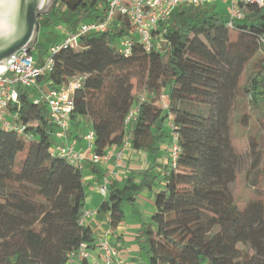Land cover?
Listing matches in <instances>:
<instances>
[{
	"label": "trees",
	"instance_id": "trees-1",
	"mask_svg": "<svg viewBox=\"0 0 264 264\" xmlns=\"http://www.w3.org/2000/svg\"><path fill=\"white\" fill-rule=\"evenodd\" d=\"M206 7L179 5L148 50L118 15L107 30L82 35L77 47L52 54L51 68L37 80L56 90L80 79L68 131L81 134L88 122L94 155H105L126 136L132 149L157 154L162 121L169 119L177 137L175 167L166 164L150 220L137 231L147 264H264V197L236 204L231 185L242 157L230 133L256 119V133L247 136L246 173L263 179L264 4L237 2L240 18L210 14ZM60 8L67 33L105 17L103 0H54L45 16ZM125 39L129 53L121 50ZM17 90L18 102L5 115L11 126H0V264H68L80 245L92 254L101 242L87 220L80 224L82 168L56 150L63 141L54 136L46 103L36 101L33 90ZM146 175L141 183L107 186L96 214L111 229L124 220L122 204L132 205L151 188L155 177Z\"/></svg>",
	"mask_w": 264,
	"mask_h": 264
},
{
	"label": "built area",
	"instance_id": "built-area-1",
	"mask_svg": "<svg viewBox=\"0 0 264 264\" xmlns=\"http://www.w3.org/2000/svg\"><path fill=\"white\" fill-rule=\"evenodd\" d=\"M105 7V17L101 22L82 23L74 31L67 33L64 42L60 46H52L49 48L51 56L61 47H77L80 36L93 31L107 30L116 16L120 15L128 19L131 32L138 36L144 48H151L153 40L159 39L161 33L157 34L161 23H164L174 9L179 5L187 4L192 6H203L214 3L216 0H103ZM255 3L263 6V0H231L230 16L231 18H240L241 15L237 10V2ZM121 50L129 53L131 43L125 39L120 42ZM49 56L42 65H36L31 55L26 51H19L12 55L4 65H0V126L10 127L11 122L5 118L7 109L13 103L18 102V87L36 88L38 92V100L45 102L48 107L49 117L56 124L55 138L62 140L56 150L60 155L65 157L70 163L82 168L83 156L77 154L71 147L64 144L67 143V131L69 126V115L73 108L72 95L74 90L80 87V79L71 81L68 85L54 90L42 89L37 86V80L48 72L52 65V59ZM37 100V101H38ZM143 96L140 97V102ZM138 109L129 112L125 123L130 124L136 117ZM94 133L87 135L88 140H92ZM172 153L174 158L170 166L175 167V158L178 153L177 137L173 135ZM99 192L106 196V186H101ZM93 215L92 211L84 212L80 224L85 223L87 218ZM100 260L96 259L92 254L86 251L85 246L80 245L79 250L75 254L69 255L68 264H80L84 259L91 261L92 264H112V260L117 257V251L110 246L105 240L99 244Z\"/></svg>",
	"mask_w": 264,
	"mask_h": 264
},
{
	"label": "rangeland",
	"instance_id": "rangeland-1",
	"mask_svg": "<svg viewBox=\"0 0 264 264\" xmlns=\"http://www.w3.org/2000/svg\"><path fill=\"white\" fill-rule=\"evenodd\" d=\"M105 4V3H104ZM182 5H186V4H182ZM204 6H207L206 9L208 11V13H218L219 15H223V16H230V4L227 3V1L225 0H216L215 3H210V4H206ZM106 7V5H105ZM63 8H60L59 12H57L54 16H45V15H41L39 16V21L41 23V25L38 26V30H37V36H36V41L32 47L31 50V57L33 59L34 63H39V61H41V63L45 64L47 58L49 56H51L50 50L49 48L53 45V44H57V45H62L64 42V39L67 35V29H68V24L64 21L61 20V17L63 16ZM46 20H48L46 22ZM82 23H89V22H81L77 25H75V28H78L80 26V24ZM40 63V64H41ZM45 74V73H44ZM37 86H40V84L38 83ZM33 88H30L29 91H32ZM144 98V95H143ZM164 99V103H165ZM165 106V104H164ZM253 112V111H252ZM257 114V113H256ZM9 119V116H7ZM261 117V116H259ZM12 119V118H11ZM263 119V118H261ZM162 131L164 133V138L163 141L159 144V149L157 154H155L154 152H149V154L147 153V155L149 156L148 158L150 159L149 164L147 166V168L144 170L140 169V171H143L144 174L147 173V171H151V176L154 177L157 173L154 172L152 169H150L152 167L153 161L155 159V157H157L158 155L160 156V158L163 156L164 158V164H171L174 155L172 153V145H173V131H172V126L170 124V121L168 118H165L162 121ZM85 132L81 133V138L82 141L84 142V144H86L85 146L87 148H89L91 150V155L89 157V161L94 164V165H98L100 166V169L102 171V169L105 168V165L108 164L110 161L109 160H113L112 162V167L111 168V172H113V175H116V173L120 170H122V168H126V164L128 163V169H131V172H133L132 165L130 166V162L128 159V154H129V147L126 148L127 146H130V142L128 139V136H126L123 139V143H121L120 145L124 144V146H122V150L119 152H111L109 153L108 150L105 153V155L103 156H98V155H94L92 152V143H93V139L90 141L87 138V135L91 132V129L87 126V125H83ZM258 129V123L256 124V119H253L248 126H244V127H238L236 129H230V133L231 134V139L234 143V145L237 147V149L239 150L240 156L242 157V161L241 164L238 168V172L236 174V178L235 181L233 182V184L231 185V191L233 192L234 195V199L236 201V204H238L240 207H243V205L251 200L254 199L255 197H264V178L261 180H256L257 178H253V176L248 177L247 176V171L249 168V164H250V158L248 155V151L246 150L247 148V141H248V135L249 134H253L256 133ZM166 135V136H165ZM264 135H262L261 137V141ZM77 151H75L77 154H81L83 156V158H85L84 154L79 153L81 150L80 148H77ZM136 151H141V150H136ZM141 153H139L140 155ZM24 156L21 155L20 159H22ZM167 162V163H166ZM144 166V163H143ZM142 166V167H143ZM20 167V164L16 166V170H18ZM167 168V167H165ZM150 169V170H149ZM105 170V169H104ZM165 171V169H164ZM163 171V173H164ZM163 173L156 175V182L154 184L153 190H151L150 192L146 190V194H150V197L147 198V202H141L140 199L137 201V208L138 211L140 213H149V216H151V213L153 212V194L156 191H159L160 189H162V187L164 186L163 182H162V177H163ZM85 174V171L84 173ZM133 177L135 176H141L140 173L138 172H133ZM143 177H140V180ZM251 180H255L256 185L251 184ZM85 181V196L86 194H90V192L93 190V188H97L98 184L96 182V180H88L87 178L84 180ZM105 186V185H104ZM107 188V186H106ZM106 197V196H105ZM102 201V200H101ZM101 203V202H100ZM99 203V204H100ZM142 206V207H141ZM141 207V208H140ZM131 206H129L127 203H123L122 204V210L124 213V219H131ZM86 213L87 210H84ZM147 215V214H146ZM94 217V216H93ZM90 218V217H89ZM88 219V218H87ZM94 223H96V221H94ZM129 225L127 224V227ZM95 233H98L99 228L96 225L95 226ZM128 233H133L131 231H128ZM101 239L103 238L102 236H99ZM103 241V240H100ZM106 241V240H105ZM107 242V241H106ZM108 243V242H107ZM98 244H99V240H98ZM136 245L138 244V240H135L132 243H127L126 245L129 247L130 245ZM115 250L117 251V256H118V250L115 248ZM128 255V254H126ZM130 259L134 258L135 260V264H147L148 260H147V255L145 253V251L140 250L136 253H134L132 256L128 255ZM127 263H130V261H128Z\"/></svg>",
	"mask_w": 264,
	"mask_h": 264
},
{
	"label": "crops",
	"instance_id": "crops-1",
	"mask_svg": "<svg viewBox=\"0 0 264 264\" xmlns=\"http://www.w3.org/2000/svg\"><path fill=\"white\" fill-rule=\"evenodd\" d=\"M225 1H227V3L229 4L231 3V0H225ZM40 63L41 61H39V63H36V65L43 64V63L41 64ZM39 84H40V87L44 89L45 82L41 81ZM32 94L34 96L39 95L36 88H33ZM164 99L165 97L162 98L163 102H164ZM7 116H9V114ZM87 125H89L88 122H87ZM83 132H85V130ZM56 142H59V141L56 140ZM67 142L69 143V145H71L74 148L75 151H77L75 147L80 148L81 151L79 153H82L85 156V158L82 161L83 167H82V172H81L84 186H85L84 180L86 178L88 180H94V181L96 180L98 184L97 188H93L90 194H86L85 196V210H87V212L88 211L93 212V215L87 219V224L93 229L94 233H95V229H94L95 226L96 225L98 226L99 231L98 233H95V238H97V241L106 240L111 245V247H115L118 250L119 252L118 258L116 259L118 261V264H135L134 258L130 259L128 255L132 256L134 253L141 250L140 241H138L137 246L132 244L128 247L126 244L132 243L135 240H137V231L140 228L142 223L148 222L150 220L149 213L151 212L150 211L148 213H140L137 208V201L140 199L141 202H144L147 200V198L150 197V194H146V190L149 192L153 190L154 184L157 180L156 175L162 174L166 167V164H164L163 156L161 158L159 155L155 157L152 167L150 168L154 172L157 173L154 176L155 178L153 177L155 181L151 184V188H145L143 191H141L137 195L135 202L132 205H129L132 207L131 208V212H132L131 219L130 220L124 219L123 222L116 229L113 230L109 227L105 216L96 214V210L106 198L99 192V188L104 185L108 186L109 183L111 182H117L119 185H121L123 181H125L126 179H131L135 183H141L145 179V176H144L145 174L143 171H140V169L144 170V168L145 169L147 168L149 161H150V159L148 158L149 156L147 155V153L149 154V151L146 149L141 150V151H136L132 149L131 145L126 147V148L129 147V154L127 156H128L129 162L131 163L130 166L132 165V168H135L133 169V172H138L141 174L140 177H143L140 180L139 176L133 177L134 176L133 172H131V169H128V163H125L126 164L125 169L124 168H122V170L119 169L116 175H113V172H111L112 171L111 168H113L112 167L113 160H109L110 162L105 165V168H104L105 170L102 169L101 171L99 164L94 165L88 160L91 155V150L85 146L86 144H84V142L82 141L81 134L79 133L76 134L74 130H72V133H70V127L68 131ZM122 146H124V144L114 145L108 149V152L109 153L111 152L115 153L118 151L120 152L122 150ZM139 153L141 154L139 155ZM143 163H144V166H143ZM84 171H85V174H83ZM146 174H147L146 175L147 180H151L150 179L151 171H147ZM94 221H96V223H94ZM127 224L129 225L128 227H127ZM128 231H131L133 233H128ZM99 236H102L103 238L101 239ZM92 255L97 260L98 259L100 260V253L98 249L93 250ZM128 261H130V263H127ZM89 262L92 263L91 261ZM74 264H77V263H74Z\"/></svg>",
	"mask_w": 264,
	"mask_h": 264
},
{
	"label": "water",
	"instance_id": "water-1",
	"mask_svg": "<svg viewBox=\"0 0 264 264\" xmlns=\"http://www.w3.org/2000/svg\"><path fill=\"white\" fill-rule=\"evenodd\" d=\"M0 65L16 52H31L38 17L50 12L54 0H0Z\"/></svg>",
	"mask_w": 264,
	"mask_h": 264
},
{
	"label": "bare ground",
	"instance_id": "bare-ground-1",
	"mask_svg": "<svg viewBox=\"0 0 264 264\" xmlns=\"http://www.w3.org/2000/svg\"><path fill=\"white\" fill-rule=\"evenodd\" d=\"M1 4H3V2L2 1H0V5ZM17 53V52H16ZM29 54H31V52H28ZM14 55V54H13ZM26 89H30V88H27V87H25ZM17 92H18V90H17ZM39 98V97H38ZM38 98H36V101L38 100ZM38 101H40V100H38ZM8 110V109H7Z\"/></svg>",
	"mask_w": 264,
	"mask_h": 264
}]
</instances>
